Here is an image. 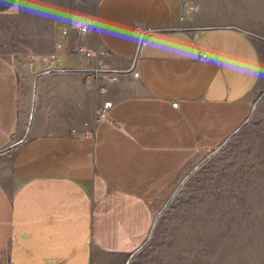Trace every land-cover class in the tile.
Masks as SVG:
<instances>
[{"label":"crops","instance_id":"0c3cea01","mask_svg":"<svg viewBox=\"0 0 264 264\" xmlns=\"http://www.w3.org/2000/svg\"><path fill=\"white\" fill-rule=\"evenodd\" d=\"M186 4L96 0L85 12L78 0H0V150L27 131L31 75L88 69L86 50L115 71L38 78L28 137L0 154V264L123 263L190 157L230 133L211 135L214 114L264 90L255 39L231 29L246 28ZM18 17L15 40L37 45L25 69L3 51L14 36L6 21ZM104 100L113 107L100 119Z\"/></svg>","mask_w":264,"mask_h":264},{"label":"rangeland","instance_id":"374dc122","mask_svg":"<svg viewBox=\"0 0 264 264\" xmlns=\"http://www.w3.org/2000/svg\"><path fill=\"white\" fill-rule=\"evenodd\" d=\"M95 1L78 0V8L92 11ZM192 1L206 20L234 22L264 36V0ZM47 8L53 11L52 4ZM6 24H11L13 40L17 39L21 19L14 18ZM29 39V43L12 40L3 50L21 69L36 62L31 54L37 45ZM254 39L261 58L260 78L264 81V41ZM21 53L29 56L23 59ZM33 84L31 75L30 90ZM251 108L252 103L237 105V112L232 115L216 112L214 118L218 122L211 135L235 130ZM222 141L209 140L212 144L191 156L181 179ZM181 179L167 190L173 192ZM169 196L157 199L156 213ZM103 264L120 263L108 257ZM129 264H264V98L251 120L185 182L159 217L150 242Z\"/></svg>","mask_w":264,"mask_h":264},{"label":"water","instance_id":"95a60500","mask_svg":"<svg viewBox=\"0 0 264 264\" xmlns=\"http://www.w3.org/2000/svg\"><path fill=\"white\" fill-rule=\"evenodd\" d=\"M231 29L240 31L242 33H245L253 38L259 39L264 41V36L254 33L252 31L246 30V29H242V28H238V27H232ZM145 35V33H143L140 37V41H139V47L140 48V44L142 42L143 36ZM137 56L138 53L135 57L134 63L132 65V67H130V69L127 70H121L119 72L122 73H126L129 71H132L136 65V60H137ZM54 71H80V72H94V73H101V72H115L111 69H78V70H70V69H65V70H58V69H51V70H47L45 72L39 73L36 75L35 79H34V84H33V96H32V103H31V110H30V116H29V123H28V127H27V131L24 135V137L11 144L10 146L0 150V154L1 153H5L11 149H13L14 147H16L17 145H19L20 143H22L24 140L27 139L29 132H30V128L32 125V121L34 118V112H35V107H36V98H37V88H38V78L43 75V74H47L50 72H54ZM264 98V90L260 93V95L257 97V99L253 102L252 104V108L251 111L249 113V115L244 119V121L234 130L232 131L219 145L215 146L211 151H209V153H207L204 158L199 161L196 165H194L189 171L188 173L182 178V180L179 182V184L177 185V187L174 189V191L171 193V195L167 198V200L165 201L164 205L158 210V212L156 213L149 234L147 236V238L145 239V241L134 251H132L128 257L126 258L125 262L123 264H129L131 262V260L133 259V257L140 252L151 240L153 233L155 231L156 228V224L158 222L159 217L163 214V212L166 210V208L170 205V203L173 201L174 197L179 193V191L181 190V188L183 187V185L185 184V182L191 177V175L200 167L202 166L207 160H209L214 154H216L221 148H223L225 146V144H227L252 118V115L254 113V110L256 108V106L259 104V102Z\"/></svg>","mask_w":264,"mask_h":264},{"label":"built area","instance_id":"2783aa9c","mask_svg":"<svg viewBox=\"0 0 264 264\" xmlns=\"http://www.w3.org/2000/svg\"><path fill=\"white\" fill-rule=\"evenodd\" d=\"M187 9L188 11H193L194 10V6H190L187 4L184 6V10ZM185 19V14L182 13L181 15V20H184ZM80 32H87L89 29L87 26H82L80 27ZM86 53V58H87V61H88V69H95V70H98V69H104V65L101 63V60L99 58V56L92 52V51H89V50H86L85 51ZM92 73V72H90ZM115 79V77H113ZM113 107V102L110 101V100H104L100 106V108L98 109V116L100 119H104L107 117L110 109Z\"/></svg>","mask_w":264,"mask_h":264}]
</instances>
